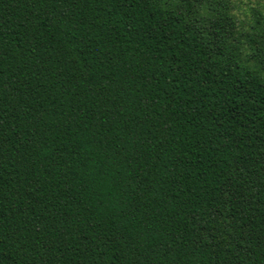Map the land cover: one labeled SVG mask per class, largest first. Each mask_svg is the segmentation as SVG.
I'll return each mask as SVG.
<instances>
[{
  "label": "trees",
  "instance_id": "16d2710c",
  "mask_svg": "<svg viewBox=\"0 0 264 264\" xmlns=\"http://www.w3.org/2000/svg\"><path fill=\"white\" fill-rule=\"evenodd\" d=\"M0 0V264H264V2Z\"/></svg>",
  "mask_w": 264,
  "mask_h": 264
},
{
  "label": "rangeland",
  "instance_id": "374dc122",
  "mask_svg": "<svg viewBox=\"0 0 264 264\" xmlns=\"http://www.w3.org/2000/svg\"><path fill=\"white\" fill-rule=\"evenodd\" d=\"M264 0H237L239 10L238 14L245 17V14H250V7H257L258 4L263 3Z\"/></svg>",
  "mask_w": 264,
  "mask_h": 264
}]
</instances>
